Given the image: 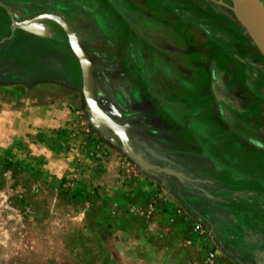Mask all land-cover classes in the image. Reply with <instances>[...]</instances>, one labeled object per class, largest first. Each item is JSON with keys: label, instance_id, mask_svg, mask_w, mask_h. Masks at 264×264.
<instances>
[{"label": "rangeland", "instance_id": "374dc122", "mask_svg": "<svg viewBox=\"0 0 264 264\" xmlns=\"http://www.w3.org/2000/svg\"><path fill=\"white\" fill-rule=\"evenodd\" d=\"M41 14L79 34L95 62L97 103L116 123L123 117L99 83L98 56L107 49L115 55L121 38L142 35L166 39L182 80L203 88L204 103L216 110L218 102L220 116L236 120L237 134L250 129L264 142V59L230 0H0V264H264V205H252L264 202V153L259 159L244 142L238 177L245 189L220 175L237 187L229 188L232 196L253 193L250 203L238 198L247 207H235L254 211L244 222L213 206L212 190L172 181L158 143L142 152L160 156L143 157L150 169L141 170L88 112L60 28L42 22L51 34L44 39L13 25ZM200 193L209 204H195Z\"/></svg>", "mask_w": 264, "mask_h": 264}, {"label": "crops", "instance_id": "0c3cea01", "mask_svg": "<svg viewBox=\"0 0 264 264\" xmlns=\"http://www.w3.org/2000/svg\"><path fill=\"white\" fill-rule=\"evenodd\" d=\"M120 40L116 44L115 55L111 54L112 52L107 53L109 52L107 49L104 55L98 56V60H103V65L100 66L99 83L103 82V87L106 85L108 88L106 93L114 98L115 108L123 117L122 121H116L129 128L130 146L145 164L146 169L143 171L150 169V163L146 162L143 157H156L160 156V153L154 156L147 153L143 156L142 152L146 149L154 150L153 145L158 143L157 149L163 150V158L170 159V162L165 164L170 167V170H162L170 175L172 181L179 182V186L182 187L186 179L196 184V189L212 190V193H216L211 199L212 205L217 206L219 211H226L229 215L237 216L234 221L244 222L248 217L253 219L252 216L255 215L253 210L248 212L246 209L235 208L238 205L244 206V204L247 207V202L252 201L253 193L247 192L241 197L240 192H236L232 196L230 189L235 185H227L231 180L225 184L222 183L220 175L229 173L235 184L238 181L241 184H239V189H245V182L238 177L244 175L240 164L242 160H239L245 157L247 152L244 142L253 143L255 149L259 151V159L264 153V142L252 138L251 134L247 133L250 129L237 134L234 128L236 120L224 117L222 114L220 116L218 102H216V110L214 102L204 103L203 88L200 89L196 85L190 86L182 80L181 63L173 65L170 59L171 54H168L169 51L165 45L166 39L155 38L152 41L140 35V37L128 39L123 37ZM220 43L218 40V44ZM124 45H130L131 49H126ZM121 46L126 52L125 56L119 54ZM91 64L94 69H92L93 74L96 66L93 61ZM113 67H116L117 71H113ZM93 77L95 96L97 92L95 75ZM95 99H97L96 96ZM100 109L110 118L113 117L104 107ZM247 126L250 127L251 123L249 122ZM224 142L228 143V148L235 150L233 155L227 153L226 149L222 150L226 148ZM251 173L254 171L251 170ZM263 176L264 172L260 171L261 181L264 179ZM221 189L224 190V194L219 196L217 193ZM208 197V194H198L194 197L195 204H209ZM238 198L247 200V202L242 203V200ZM255 202L252 205L257 208L264 205V202L259 200L255 199ZM255 213L258 214L257 211ZM257 229L260 231V227ZM261 230L264 231V227Z\"/></svg>", "mask_w": 264, "mask_h": 264}, {"label": "water", "instance_id": "95a60500", "mask_svg": "<svg viewBox=\"0 0 264 264\" xmlns=\"http://www.w3.org/2000/svg\"><path fill=\"white\" fill-rule=\"evenodd\" d=\"M233 12L246 31L248 37L264 59V8L259 0H230ZM11 17V16H10ZM12 20V17H11ZM49 21L57 25L66 37L68 47L78 63L81 76V90L88 112L99 128L108 130L119 142L124 153L142 170L145 164L133 152L129 141V128L120 125L103 112L98 106L93 93V66L81 47V38L71 26L58 16L41 14L14 27L39 38L49 39L51 34L42 22Z\"/></svg>", "mask_w": 264, "mask_h": 264}, {"label": "built area", "instance_id": "2783aa9c", "mask_svg": "<svg viewBox=\"0 0 264 264\" xmlns=\"http://www.w3.org/2000/svg\"><path fill=\"white\" fill-rule=\"evenodd\" d=\"M194 228H195V230H198V226L197 225ZM214 257H215V252H210L208 254V258L209 259H214Z\"/></svg>", "mask_w": 264, "mask_h": 264}]
</instances>
